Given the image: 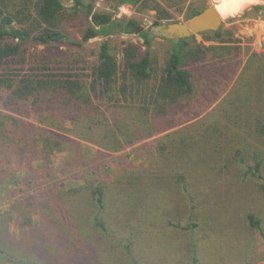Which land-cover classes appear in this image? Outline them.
<instances>
[{
    "label": "rangeland",
    "instance_id": "1",
    "mask_svg": "<svg viewBox=\"0 0 264 264\" xmlns=\"http://www.w3.org/2000/svg\"><path fill=\"white\" fill-rule=\"evenodd\" d=\"M155 1L168 10L172 21L177 23H186L193 10L209 5L217 9L223 21L221 30L234 34L231 46L239 52L240 66L231 87L202 117L195 118V109L191 107L180 117L188 120L187 124L119 153L83 139L91 137L83 135L72 123L63 124L66 129L62 133L68 135L70 142L50 156L51 164L41 172L39 184L34 185L36 188L24 187L19 191L8 183L0 184V216H3L0 237L9 241L10 250L18 248L20 256L28 255V258L51 264H131L125 249L132 244L131 251L139 264H192L190 244L193 243L197 247L198 264H264L263 237L247 220L249 215H254L264 231V190L261 181L246 173L240 164L243 157L247 165L254 167V156L258 155L264 176V138L251 137L253 131L245 128L246 124L253 126L256 116L264 117V31H261L264 20L242 17L250 7L264 5V0H232L240 7L232 11L227 8V14L222 7L228 0H183L173 7L161 0ZM64 4L72 6L68 0H64ZM97 9L112 12L119 18L135 19L139 28L145 29L153 26L157 14L153 10L144 11L139 4L134 6L133 0L118 8L115 0H100ZM85 29V24L73 23L67 26L66 32L81 41ZM103 39L91 40L83 49L59 47L62 59H79L76 68L90 74L97 63V46ZM109 39L117 47L129 42L143 43L137 33L115 34ZM171 42L161 38L152 42L153 56L160 66L170 57ZM195 42L206 47L217 45L200 35L195 36ZM195 42L190 45L196 46ZM28 51L27 56L32 58L47 53L43 47L35 46H30ZM255 56L259 63L249 69ZM226 113L239 121L234 129L241 135L239 156L234 158L237 150L229 145L230 152L225 150L220 155L225 158L230 153V161L223 158L197 160L201 154L195 155L192 161L186 160L190 150L180 158L182 162L158 158L159 142L166 136L184 131L209 114L227 124L223 115ZM43 122L50 125L44 119ZM56 126L61 127L57 123ZM97 130L96 127V135ZM181 183L190 188L194 203L183 193ZM88 184L92 189L101 186L107 189L109 199L103 210L92 202L90 189L69 194L70 190L87 188ZM57 185L63 187L64 196L60 195L62 210L57 207V212L52 213L53 219L59 221L54 226L46 210L50 204L48 198L38 207L31 206L33 201L25 202V198L39 188L53 190L51 198H54L57 192L53 186ZM96 215H100L110 234L105 235L94 226ZM29 218L33 223L24 226ZM189 225L195 226L192 241ZM151 228L158 236L145 239L142 234L146 235ZM38 236L44 238L39 247L36 245Z\"/></svg>",
    "mask_w": 264,
    "mask_h": 264
},
{
    "label": "trees",
    "instance_id": "2",
    "mask_svg": "<svg viewBox=\"0 0 264 264\" xmlns=\"http://www.w3.org/2000/svg\"><path fill=\"white\" fill-rule=\"evenodd\" d=\"M68 1H72V6L66 7L64 0H0V184L8 183L19 191L24 187L30 190L39 184L41 172L51 164L50 156L70 142L68 135L62 133L66 129L63 124L72 123L83 135H90L91 138H83L90 143L115 153L123 152L187 124L188 120L183 121L180 117L191 107L195 109V118L202 117L231 87L240 66L239 52L231 46L234 34L230 31L200 35L204 40L217 44L210 47L197 44L195 37L172 41L170 57L160 66L153 56L152 42L155 38L146 31L139 34L142 44L129 42L117 47L109 39L115 34H136L139 23L135 19L119 18L112 12L98 10L100 0ZM115 1L118 8L128 0ZM161 1L173 7L183 0ZM133 2L144 11L157 13L153 26L164 21L177 23L172 21L170 12L155 0ZM204 9L193 10L189 18ZM242 17L264 20V5L250 7ZM73 23L86 26L81 41L66 32L67 26ZM97 38L104 39L97 46V63L90 74L76 68L79 59H62L59 47L83 49L86 43ZM190 42H195L196 46H191ZM30 46L43 47L47 53L29 57ZM254 60L249 69L259 63L256 56ZM223 115L227 124L209 114L184 131L166 136L159 142L158 158L182 162L180 158L190 150L186 160L192 161L197 154L204 155L197 160H222L220 154L225 150L230 152L227 149L229 145L237 150L234 158L239 156L241 135L234 131L238 118L228 113ZM43 119L50 125L47 126ZM252 122L251 128L248 124L245 127L253 131L250 136L264 138L263 115L256 116ZM96 127L98 135L95 134ZM230 157L229 153L223 159L230 161ZM258 157L254 156V167L247 165L243 157L240 164L246 173L261 181L264 190L262 163ZM37 162L42 164L36 166ZM181 184L187 199L194 203L190 188ZM92 188L88 184L87 188L70 190L69 194L90 189L92 202L101 211L109 199L107 189L104 186ZM53 189L57 192L54 198H51L53 190L48 192L39 188L26 196L25 202L33 201L31 206L38 207L48 198L50 204L46 210L55 226L59 221L53 219L52 213L57 212V207L62 210L61 196L64 195L61 194L62 186H53ZM73 206L76 207L75 202ZM99 218L100 215L94 217V226L105 235L110 234ZM247 220L264 241L261 221L254 215H249ZM32 223L29 218L24 226ZM189 227L192 241L195 226ZM142 235L145 239L158 236L152 228ZM42 238H36L38 247L44 241ZM196 248L195 244H190L192 264H198ZM125 250L131 264H139L131 251L132 244ZM0 264L51 263L28 258V255L20 256L18 248L10 250L9 241L0 237Z\"/></svg>",
    "mask_w": 264,
    "mask_h": 264
},
{
    "label": "water",
    "instance_id": "3",
    "mask_svg": "<svg viewBox=\"0 0 264 264\" xmlns=\"http://www.w3.org/2000/svg\"><path fill=\"white\" fill-rule=\"evenodd\" d=\"M222 25V18L215 7L209 5L199 14L189 18L186 23L161 24L151 26L148 29L138 28L137 34L146 31L153 38H161L168 41L187 40L204 33H217L221 30Z\"/></svg>",
    "mask_w": 264,
    "mask_h": 264
},
{
    "label": "bare ground",
    "instance_id": "4",
    "mask_svg": "<svg viewBox=\"0 0 264 264\" xmlns=\"http://www.w3.org/2000/svg\"><path fill=\"white\" fill-rule=\"evenodd\" d=\"M226 1V0H225ZM238 2H240L241 0H237ZM240 6H236L234 4V2L232 0H228L226 3H225V6L222 7V10L224 11V14H227L228 12V9L229 8V11L231 10H236V8H239ZM216 9V8H215ZM226 10V11H225ZM217 11V9H216ZM217 13L219 14V12L217 11ZM220 15V14H219ZM220 17L222 18V16L220 15ZM261 31H264L263 27L261 29Z\"/></svg>",
    "mask_w": 264,
    "mask_h": 264
}]
</instances>
